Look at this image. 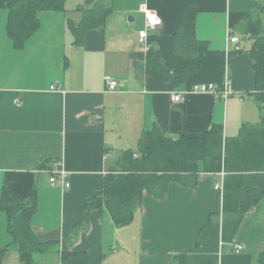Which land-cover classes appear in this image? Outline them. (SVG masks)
<instances>
[{"label": "crops", "instance_id": "1", "mask_svg": "<svg viewBox=\"0 0 264 264\" xmlns=\"http://www.w3.org/2000/svg\"><path fill=\"white\" fill-rule=\"evenodd\" d=\"M97 1L66 0L64 10L40 11L37 30L21 42L9 34V11L0 10L2 264H25L1 208L5 186L16 196L36 191L31 222L47 246L35 254L36 264H167L179 254L195 256L202 226L219 207L224 215L223 193L215 188L225 184L224 163L192 184L172 181L163 197L146 191L128 224H115L105 207L87 213V200L102 191L120 154L135 149L144 130L203 137L221 126L225 137H235L262 118L264 89L256 87L250 47L261 31L264 0H111L105 23L79 38L74 27ZM189 2L197 8V39L207 49L190 53L197 70L182 76L177 71L187 60L174 37ZM143 4L163 20L145 43L139 36L146 26ZM107 76L117 79V90L108 89ZM226 80L233 86L227 100L192 90ZM176 93L184 100L173 101ZM60 160L70 174L68 190L49 180ZM217 248V264H259L264 196L244 214L234 240L221 238Z\"/></svg>", "mask_w": 264, "mask_h": 264}, {"label": "trees", "instance_id": "2", "mask_svg": "<svg viewBox=\"0 0 264 264\" xmlns=\"http://www.w3.org/2000/svg\"><path fill=\"white\" fill-rule=\"evenodd\" d=\"M65 2L66 0H0V10L9 11V34L15 41L21 42L37 30L40 11L64 10ZM261 7L264 15V2ZM112 10L111 0H98L92 7L84 10L81 24L74 27L75 33L80 38L88 29L101 27ZM196 15L195 5L187 3L181 10L174 37L176 51L187 60L186 67L177 71L182 76L191 75L197 70V57L190 53L200 48L207 49L204 47L206 42L199 41L196 36ZM250 52L254 59L256 87L263 90L264 20ZM159 70L165 71L166 68ZM261 98L263 115L260 122L243 126L235 137H225L221 126H214L203 137L172 135L159 127L144 130L137 147L128 148L120 154L105 177L102 191L87 200V213L93 207H105L115 224H128L134 219L146 191L163 197L172 181L192 184L199 174L216 173L224 163V221H220L219 207L197 236L192 250L197 256L183 253L167 263L217 264L216 246L220 239L232 242L244 214L259 204L264 196V96ZM1 208L7 214V228L13 240L19 244L23 262L36 264L35 254L47 249L40 242L31 222L37 211L36 191L26 196H16L5 186L1 195ZM6 251L7 246L0 248V264ZM258 259L259 264H264V252Z\"/></svg>", "mask_w": 264, "mask_h": 264}, {"label": "built area", "instance_id": "3", "mask_svg": "<svg viewBox=\"0 0 264 264\" xmlns=\"http://www.w3.org/2000/svg\"><path fill=\"white\" fill-rule=\"evenodd\" d=\"M140 10L145 15L146 20V26L143 30L139 32L140 41L142 43H145L146 38L148 36V33L150 30L157 29L159 26L162 25L163 20L161 16L158 14V12L152 8H150L148 5L143 4L140 7ZM232 42H239V37H232ZM106 83L108 86V89L110 91H115L119 87V82L117 79L107 76L106 77ZM52 88H55V85L52 86ZM194 92H209L213 93L216 96H220L224 100H227L229 96L233 93V86L230 80H226L224 85L219 86L216 83H199L195 84L192 88ZM173 101H183L184 96L182 93H176L172 96ZM53 169L50 170L51 176H50V182L53 185H60L64 190H68L71 188V182L69 180L70 174L69 171L64 167L63 161H56L53 165ZM225 175V172L223 173V176ZM215 188L219 190L221 193L224 192V182L222 184H216ZM243 246L241 244L235 245V251L239 252L241 251Z\"/></svg>", "mask_w": 264, "mask_h": 264}, {"label": "rangeland", "instance_id": "4", "mask_svg": "<svg viewBox=\"0 0 264 264\" xmlns=\"http://www.w3.org/2000/svg\"><path fill=\"white\" fill-rule=\"evenodd\" d=\"M221 217H222V216H221ZM224 218H225V217H223L222 219L220 218V221H224ZM57 259H59V257H57ZM58 262H59V261H58Z\"/></svg>", "mask_w": 264, "mask_h": 264}]
</instances>
